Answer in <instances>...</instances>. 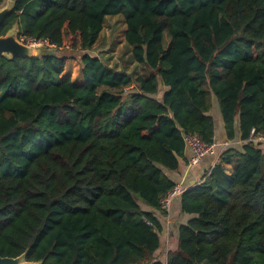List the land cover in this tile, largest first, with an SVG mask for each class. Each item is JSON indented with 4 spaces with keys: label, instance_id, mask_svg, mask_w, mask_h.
I'll use <instances>...</instances> for the list:
<instances>
[{
    "label": "trees",
    "instance_id": "trees-1",
    "mask_svg": "<svg viewBox=\"0 0 264 264\" xmlns=\"http://www.w3.org/2000/svg\"><path fill=\"white\" fill-rule=\"evenodd\" d=\"M117 15L144 73L90 52ZM16 23L20 38L56 52L0 56V255L264 264V0H16L0 35ZM70 58L82 82L63 76ZM210 94L226 140L243 143L181 194L192 217L165 257L155 211L176 185L167 171L179 168L184 136L215 140Z\"/></svg>",
    "mask_w": 264,
    "mask_h": 264
},
{
    "label": "crops",
    "instance_id": "crops-1",
    "mask_svg": "<svg viewBox=\"0 0 264 264\" xmlns=\"http://www.w3.org/2000/svg\"><path fill=\"white\" fill-rule=\"evenodd\" d=\"M211 114L214 115L216 120L215 140L219 142L225 141L226 133L224 123L215 97H213V108L211 110ZM242 143V140L232 141L233 147L236 148H240ZM222 153V148L220 146L216 147L214 153L206 155L195 166H189L191 150L186 147L184 155L179 159V168L177 170L167 171V173L176 184L183 183L186 189H192L202 183L205 179V175L209 174L213 167L221 161ZM225 167L228 173L233 171V165L227 164ZM181 196L182 195L173 199L171 207L168 211L163 209L155 211V215L159 218L162 224L161 237L163 245L161 251L165 257L167 256V252L169 250L175 249L178 245L179 226L186 223L192 217V215L182 211Z\"/></svg>",
    "mask_w": 264,
    "mask_h": 264
},
{
    "label": "rangeland",
    "instance_id": "rangeland-1",
    "mask_svg": "<svg viewBox=\"0 0 264 264\" xmlns=\"http://www.w3.org/2000/svg\"><path fill=\"white\" fill-rule=\"evenodd\" d=\"M7 1L8 0H5L3 5H5ZM125 26H126L125 20L123 16L121 15L109 16L106 19L104 28L100 34L98 41L95 43V45L90 50V52L94 55H98L99 57H101L110 66L119 70L121 69L125 70L129 73H132L133 76H136L138 74L144 73L145 69H143L132 58V48L126 42L124 37ZM72 40H73L72 35L66 33L64 39V44L66 48H68L72 44ZM166 40L168 41V37H166ZM51 51L56 52L55 49ZM61 51L65 53L72 52L70 49L61 50ZM80 67H81V63L78 59H72V58L68 59L66 61V67H65V71L63 72V76L70 77L72 80L77 82L83 81V76L81 74ZM213 97L214 96L210 94L211 102H213ZM263 149H264V144H263ZM142 205L145 206L144 203Z\"/></svg>",
    "mask_w": 264,
    "mask_h": 264
},
{
    "label": "water",
    "instance_id": "water-1",
    "mask_svg": "<svg viewBox=\"0 0 264 264\" xmlns=\"http://www.w3.org/2000/svg\"><path fill=\"white\" fill-rule=\"evenodd\" d=\"M16 0H8L5 5L0 7V26L3 24L7 15L13 11ZM19 24L16 23L6 34L0 35V56L9 59L16 57H34L49 54L53 51L47 47H34L24 43L19 36ZM258 143V140H255ZM27 252L18 257H9L0 255V264H44L43 260L29 261L27 260Z\"/></svg>",
    "mask_w": 264,
    "mask_h": 264
},
{
    "label": "built area",
    "instance_id": "built-area-1",
    "mask_svg": "<svg viewBox=\"0 0 264 264\" xmlns=\"http://www.w3.org/2000/svg\"><path fill=\"white\" fill-rule=\"evenodd\" d=\"M24 43L34 46H46L48 48H54L55 45H50L47 39L37 40L35 38H20ZM184 140L186 143V147L191 150V158L189 160V166H195L198 164L206 155L212 154L215 152L216 147H221L222 150L226 149L227 147L232 145V141L225 140L219 142L214 140L213 143L208 144L203 141V139L196 133L187 134L184 136ZM255 140H264V137H258ZM186 190L183 183H177L173 189H171L167 194H165L161 198V207L163 210H169L171 207V203L174 198L180 196Z\"/></svg>",
    "mask_w": 264,
    "mask_h": 264
}]
</instances>
